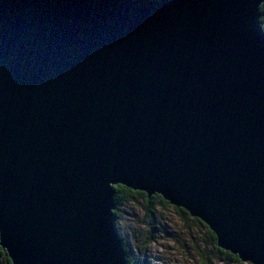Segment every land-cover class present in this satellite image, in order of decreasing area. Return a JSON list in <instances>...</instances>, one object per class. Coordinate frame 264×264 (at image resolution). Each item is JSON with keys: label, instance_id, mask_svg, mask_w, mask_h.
Segmentation results:
<instances>
[{"label": "water", "instance_id": "obj_1", "mask_svg": "<svg viewBox=\"0 0 264 264\" xmlns=\"http://www.w3.org/2000/svg\"><path fill=\"white\" fill-rule=\"evenodd\" d=\"M264 0H0V246L128 264L113 188L264 264Z\"/></svg>", "mask_w": 264, "mask_h": 264}, {"label": "rangeland", "instance_id": "obj_2", "mask_svg": "<svg viewBox=\"0 0 264 264\" xmlns=\"http://www.w3.org/2000/svg\"><path fill=\"white\" fill-rule=\"evenodd\" d=\"M142 203L140 200L136 207L122 209L125 212L117 219V227L128 243L135 264H249L229 262L224 257L220 261L211 258V250L202 240L201 230L205 229L198 227L193 220L185 221L177 209H157V225L153 228L145 217ZM190 217L187 218H193ZM151 238L155 240L153 244L140 248L138 243ZM201 254L206 257L201 258Z\"/></svg>", "mask_w": 264, "mask_h": 264}, {"label": "trees", "instance_id": "obj_3", "mask_svg": "<svg viewBox=\"0 0 264 264\" xmlns=\"http://www.w3.org/2000/svg\"><path fill=\"white\" fill-rule=\"evenodd\" d=\"M260 10L262 13V17L260 20V26H261L262 31H264V4L261 6ZM113 190H114V199L117 204V210L114 212L116 216V226H117V219H119L120 213L123 214V212H125V210H122V209L127 208L129 206L136 207V205L138 204V201L140 200L143 201L142 204H143V209L146 214L145 217L152 224L153 228H156L155 225H157L156 223L157 217H158L157 209H171V208L177 209L178 214L181 217H183L185 221L188 222L190 220H193L196 222L197 226L199 225L198 227L205 229V231L201 230L203 231L202 240L204 244L206 245V248L211 250V252L209 253L212 256L211 258H213L214 260L220 261V260H224L223 259L224 257L225 260L229 262L242 263V261L239 259L238 256L233 255L232 253L227 252L218 246L216 234L206 224H204L201 220L197 218L190 219L191 218L190 215L185 210L175 208L169 202H167L162 196L154 195L152 197H149L144 192L133 191L123 185L115 186ZM188 216L190 218H187ZM117 229H118L119 234L121 235L118 227ZM121 238L123 239L125 243V248L129 254L128 264H135L134 260H132L130 256V250H129L130 248L128 246V243L125 241V238H123L122 236ZM151 239L152 240L150 241H145V243L144 242L138 243L139 245L141 244V247L140 246L139 247L142 248V247H145L146 245L153 244L155 240L153 238ZM138 242H140V240ZM205 257L206 256L201 254V258H205ZM206 260L208 262V258ZM0 264H13L12 260L8 256L7 251L3 249L1 246H0Z\"/></svg>", "mask_w": 264, "mask_h": 264}]
</instances>
